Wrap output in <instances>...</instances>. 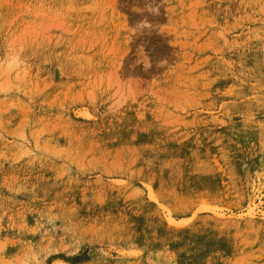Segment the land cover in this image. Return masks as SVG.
<instances>
[{"label": "rangeland", "instance_id": "374dc122", "mask_svg": "<svg viewBox=\"0 0 264 264\" xmlns=\"http://www.w3.org/2000/svg\"><path fill=\"white\" fill-rule=\"evenodd\" d=\"M57 259L264 264V0H0V264Z\"/></svg>", "mask_w": 264, "mask_h": 264}, {"label": "clouds", "instance_id": "9594fccd", "mask_svg": "<svg viewBox=\"0 0 264 264\" xmlns=\"http://www.w3.org/2000/svg\"><path fill=\"white\" fill-rule=\"evenodd\" d=\"M156 10L158 11V7L156 8ZM22 63L23 61L21 60L20 57L15 56V55L9 56L3 62V71L6 73L14 72L22 66ZM137 63H140V61L138 60ZM148 67H150V64L146 65L145 69H147Z\"/></svg>", "mask_w": 264, "mask_h": 264}, {"label": "bare ground", "instance_id": "6f19581e", "mask_svg": "<svg viewBox=\"0 0 264 264\" xmlns=\"http://www.w3.org/2000/svg\"><path fill=\"white\" fill-rule=\"evenodd\" d=\"M75 114L83 116V117H89L90 116V113H89L88 109L85 106H77L75 108ZM254 210H255V205L254 204L251 203V204L247 205V207H246V212L247 213L251 214V213L254 212ZM167 219H168V221H170L172 223H175L176 220H177V219L176 220L173 219L170 215H167ZM180 221H183V220H180ZM177 222H179V221H177ZM56 262H58L59 264H63L64 263L63 260H60V259H57Z\"/></svg>", "mask_w": 264, "mask_h": 264}]
</instances>
